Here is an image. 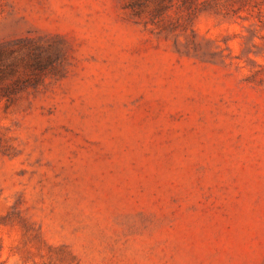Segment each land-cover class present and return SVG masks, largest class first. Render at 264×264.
I'll return each instance as SVG.
<instances>
[{
    "label": "rangeland",
    "instance_id": "374dc122",
    "mask_svg": "<svg viewBox=\"0 0 264 264\" xmlns=\"http://www.w3.org/2000/svg\"><path fill=\"white\" fill-rule=\"evenodd\" d=\"M0 264H264V0H0Z\"/></svg>",
    "mask_w": 264,
    "mask_h": 264
}]
</instances>
